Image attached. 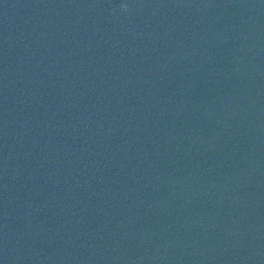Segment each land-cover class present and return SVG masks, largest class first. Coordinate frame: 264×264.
<instances>
[{
    "label": "clouds",
    "instance_id": "clouds-1",
    "mask_svg": "<svg viewBox=\"0 0 264 264\" xmlns=\"http://www.w3.org/2000/svg\"><path fill=\"white\" fill-rule=\"evenodd\" d=\"M122 9H123V10H126V9H127V6H126V5H123V6H122Z\"/></svg>",
    "mask_w": 264,
    "mask_h": 264
}]
</instances>
